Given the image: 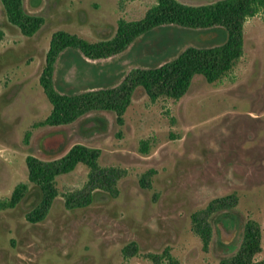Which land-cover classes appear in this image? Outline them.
I'll list each match as a JSON object with an SVG mask.
<instances>
[{
    "label": "rangeland",
    "instance_id": "1",
    "mask_svg": "<svg viewBox=\"0 0 264 264\" xmlns=\"http://www.w3.org/2000/svg\"><path fill=\"white\" fill-rule=\"evenodd\" d=\"M30 1L24 0L27 8ZM107 1L104 9L111 12L115 6L118 21L125 16L126 21L139 20L156 3ZM189 1L203 5L220 0ZM104 9L97 0H43L37 14L31 13L44 19L41 30L30 38L21 33L9 36L0 44L4 50L0 54V203L9 199L17 184L28 183V155L51 161L80 144L99 150V166L119 173L111 194L97 190L91 204L71 210L63 196L85 186L88 170L78 165L58 176L59 196L38 224L25 218L40 197L29 184V194L17 207L0 209V264H169L162 256L165 251L177 264H220L235 253L232 247L240 246L248 221L260 226L262 252L255 259H263L264 12L246 20L243 55L219 82L207 84L196 76L178 101L151 102L138 88L122 125L114 114L93 112L70 125L32 128L51 112L39 77L52 34L67 31L90 43L111 39L117 28L112 22L102 36H94ZM163 33L154 31L133 51L90 61L93 69L79 61L70 59L65 66L57 60L54 80L81 93L96 86L104 74L124 75L122 81L131 71L145 69L192 44L223 43L217 32L189 31L178 35L166 51L156 52V41ZM55 134L63 137L62 151H45L44 140ZM145 140L149 151L142 154L140 143ZM231 195L236 203L227 213L235 216L236 231L220 233L216 217L204 250L192 230L191 215L214 199ZM130 245L136 253L129 251L125 258L122 250ZM153 256L161 258L153 262Z\"/></svg>",
    "mask_w": 264,
    "mask_h": 264
},
{
    "label": "trees",
    "instance_id": "2",
    "mask_svg": "<svg viewBox=\"0 0 264 264\" xmlns=\"http://www.w3.org/2000/svg\"><path fill=\"white\" fill-rule=\"evenodd\" d=\"M133 1V0H122ZM9 24L15 26L25 37H33L44 25V19L32 16L24 11L22 0H0ZM264 12V0H220L202 6H188L177 0H156L144 17L138 21L120 19L114 36L111 39L90 43L76 35L64 31L52 34L49 48L45 56L44 68L39 77V84L51 106V112L46 119L32 125V128L59 127L74 123L78 119L93 113L104 112L114 114L116 123L123 124V116L130 106L136 89L141 88L151 102L159 99L178 101L189 91L196 76H201L207 84H214L225 78L243 55L244 24L247 19ZM195 31L217 32L221 45L195 43L182 52L167 56L164 60L145 66V69L133 70L122 81L124 75H103L96 86L81 93L70 90L54 80L57 60H69L84 63L81 57L98 61L122 54L126 50H134L138 42L143 41L156 30L163 31ZM177 35L162 34L156 41L157 51H166L178 41ZM4 38L0 30V41ZM215 39V38H214ZM217 40V38L215 39ZM155 47V46H154ZM155 52V53H156ZM173 58L172 60H169ZM163 62V64H162ZM121 81V82H120ZM30 131L24 136L27 145ZM64 141L61 134L47 137L43 149L50 153L62 151ZM140 153L147 154L149 142L141 141ZM100 151L84 145H73L60 158L42 161L31 155L26 156L28 183L17 184L9 199L0 203V209H14L29 194L30 187L39 191L38 203L26 213L29 224H38L45 220L53 202L59 196L56 178L73 172L78 165L87 168V182L79 190L65 194L64 203L68 210L83 208L93 202V193L97 190L111 194L119 177L118 170L102 168L98 164ZM143 180L140 186H143ZM236 203L234 195L214 199L203 211L191 215L193 232L199 237L203 249L208 248L212 238V222L217 217L219 232L233 234L237 225L235 216L228 214ZM232 230V231H231ZM234 230V231H233ZM134 246V244H132ZM235 253L220 264H264V258L256 260L262 252L261 229L257 222L248 221L243 226L242 240ZM129 251L136 253L131 245L123 248L125 258ZM169 264H177L165 251ZM161 257H152L153 262Z\"/></svg>",
    "mask_w": 264,
    "mask_h": 264
},
{
    "label": "crops",
    "instance_id": "3",
    "mask_svg": "<svg viewBox=\"0 0 264 264\" xmlns=\"http://www.w3.org/2000/svg\"><path fill=\"white\" fill-rule=\"evenodd\" d=\"M99 3H100V5H101V7L104 9V6L106 5V4H108V1L107 0H97ZM116 1V0H115ZM178 2H180L181 4H184V5H188V6H202V4H197V3H191L189 0H177ZM117 2V1H116ZM116 2H115V5H116ZM214 3V2H213ZM211 4V3H210ZM22 5H23V8H24V11L27 13V14H29V15H32L31 13H36L37 14V12L40 10V7H42L43 6V0H32V1H30L29 2V5H28V8H27V6H25V2H24V0H22ZM203 5H207V4H203ZM105 10V9H104ZM105 13H103V15L104 16H102L101 17V19H100V23H99V27H96V28H98V30H97V33L96 34H94V36H102V34H103V32H102V30H104V28H106L107 29V27L108 28H110L111 26H110V23L112 22V26H114L115 28H116V23H117V21H118V15H117V11H116V7L114 6L113 7V10L111 11V12H107L106 10L104 11ZM145 15V14H144ZM144 15L142 16V18L144 17ZM33 16V15H32ZM117 17V18H116ZM126 18V16L124 17V19ZM141 18V19H142ZM254 18V17H253ZM127 19V18H126ZM141 19H139V20H141ZM251 19V18H250ZM128 21V20H127ZM133 21H138V20H133ZM11 25V24H10ZM10 25H9V22H8V20H7V18H6V15H5V12H4V9H3V6H2V4L0 3V30H2L3 31V33H4V40L3 41H1L0 42V44H3L4 42H7V40H9L8 39V37L9 36H13V37H15L16 35L17 36H19L20 37V31L18 30V31H16L15 29H13L12 27H10ZM7 30H12V35H9L8 33H7ZM64 32H66V33H69V32H67V31H64ZM102 32V33H101ZM185 32H188V31H185ZM185 32H182V31H172L171 29H169V30H164V33L163 34H168L169 36H171V35H177L176 37H178V35H181L182 33H185ZM196 33H201V32H196ZM73 35H76V34H74V33H72ZM101 41H105V40H99L98 42H101ZM91 43H97V42H91ZM131 51H133V50H131ZM4 52V50H2L1 48H0V54H2ZM179 52H182V50H179L178 51V53ZM82 58V60H84L85 62L83 63L84 65L83 66H85L86 68H89V69H93V67L90 65V61H92V60H88V59H86V58H84V57H81ZM173 59V58H172ZM171 58H170V60H172ZM0 64H1V62H0ZM116 75V74H115ZM116 76H118V75H116ZM97 83H99V82H97ZM50 114V113H49ZM48 114V115H49ZM48 117V116H47ZM46 117V118H47ZM45 118V119H46Z\"/></svg>",
    "mask_w": 264,
    "mask_h": 264
}]
</instances>
